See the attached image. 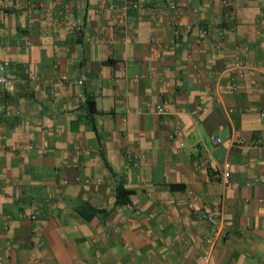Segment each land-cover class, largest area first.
Listing matches in <instances>:
<instances>
[{"label": "crops", "instance_id": "1", "mask_svg": "<svg viewBox=\"0 0 264 264\" xmlns=\"http://www.w3.org/2000/svg\"><path fill=\"white\" fill-rule=\"evenodd\" d=\"M51 1L0 0L2 264H264V0Z\"/></svg>", "mask_w": 264, "mask_h": 264}, {"label": "built area", "instance_id": "2", "mask_svg": "<svg viewBox=\"0 0 264 264\" xmlns=\"http://www.w3.org/2000/svg\"><path fill=\"white\" fill-rule=\"evenodd\" d=\"M220 5L223 6L224 10L226 11L225 14L231 16L232 14V9H231V4L228 0H221L220 1ZM56 2L55 0H52L50 5L46 8H44V11L48 12L51 11V9L55 8ZM113 7H116L118 9V16L121 19L122 22H124L127 18V14L130 10H136L139 13L145 14L148 17H152L155 16L157 13L158 14H167L169 12L172 13V16L181 11V6L178 3L175 2H169L168 4H146L145 2H141L139 0H126L125 2H123V4L121 5H113ZM174 17V16H173ZM175 21L172 19V23H174ZM181 34V31L178 27L174 28V35H175V39L173 41V45L174 46H178L180 44L179 39H177ZM209 31L207 28H203L201 33L199 35H197L194 38V42H200L205 40L208 37ZM150 40H153V37L150 38ZM188 45L191 44V42L187 43ZM52 68L55 69L56 68V63L53 62L52 63ZM231 68L233 69H237V70H243L246 68H249V65L242 59L240 58L238 55L234 56L233 58V64L231 66ZM148 75L150 77H153L154 74H152L151 71L148 72ZM220 74H218L219 76ZM31 78H35V76L30 75ZM134 80L137 79V76L133 77ZM57 80L63 83H66L68 85H72V86H81L83 84V78L82 77H75L72 75H68L65 73H58L57 74ZM0 85L1 87L5 90L8 91L10 90V88L12 87V81L9 77L5 76L4 74V64L0 61ZM232 87L236 86L235 82H231ZM55 83H51L50 84V92L51 95L54 94L55 90ZM82 94V93H81ZM168 101V99H164L163 102L161 104H158L155 108V112L159 113V114H165V109L163 104ZM261 115H264V113H261ZM211 140L214 144H217L221 141L220 137L217 135H213L211 137ZM182 144V143H181ZM41 146L39 143H29L26 146V149L30 150V149H39ZM78 154H90L92 153V151L88 148H80L78 147V149L76 150ZM130 152V151H128ZM131 153V152H130ZM134 155H136L135 151L133 152ZM220 179L222 182L224 183H232L233 182V177L231 174V168H230V163L228 161L223 162L222 166H221V171H220ZM257 182H262L264 181V178H255L254 179ZM249 183V182H247ZM192 204L190 203V206ZM212 209L211 212H207L204 213L202 215L201 221L204 224H209L212 225V229L215 230L216 227L219 226L220 223V213H221V205L219 203H214L212 204ZM31 217H35L34 215H32ZM205 241L207 243H209L210 245L212 244V238L211 237H206ZM2 259H3V254L0 252V264H2Z\"/></svg>", "mask_w": 264, "mask_h": 264}, {"label": "trees", "instance_id": "3", "mask_svg": "<svg viewBox=\"0 0 264 264\" xmlns=\"http://www.w3.org/2000/svg\"><path fill=\"white\" fill-rule=\"evenodd\" d=\"M128 194H129V190H126L122 187H118L117 198H119L121 200H127Z\"/></svg>", "mask_w": 264, "mask_h": 264}]
</instances>
